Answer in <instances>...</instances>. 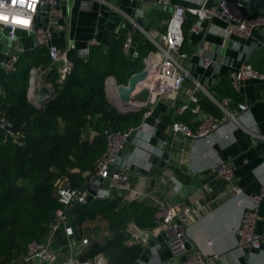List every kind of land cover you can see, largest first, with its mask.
<instances>
[{"label":"crops","instance_id":"crops-1","mask_svg":"<svg viewBox=\"0 0 264 264\" xmlns=\"http://www.w3.org/2000/svg\"><path fill=\"white\" fill-rule=\"evenodd\" d=\"M216 1L209 0V4ZM230 1L239 4L249 14L264 11V0ZM175 3L190 5L194 2L171 0V5L162 7L154 0H106L105 4L92 1L89 8H85L82 0H72L62 4L66 11L65 30L56 31L53 42L61 49L70 44L78 50L86 47L90 40H96L108 48L130 32L135 56L142 49L148 50L143 58L145 69L146 59L157 49L152 39L160 42L159 37L166 30ZM190 15L187 14L186 19ZM224 26L222 21L214 20L206 22L200 34L187 29L186 48L182 51L187 54L185 66L189 77L176 94L158 101L148 119L150 132L135 135L127 145L124 157L131 161L128 186L118 198L124 203L139 201L152 207L155 200L188 205L192 213L184 231L192 250L219 255L213 264H264V199L260 202V219L256 223L257 232L262 236L261 249L250 253L236 248V229L243 212L252 205L250 195L258 194L264 184V83L246 80L238 92L230 77L243 62L264 72V29L257 30L249 39H241L225 37L221 32ZM9 44H12L11 50L8 49ZM34 48L33 38L28 32L18 31L12 43L6 38L5 31L0 32V61L11 54L20 58ZM204 58L210 60L208 68L203 66ZM37 69L33 84L29 77V87L52 85L49 67ZM111 85L112 82L106 79L105 88L107 86L113 95ZM192 96L197 101H192ZM204 97L218 106L219 117L224 114L219 105L223 99L228 100L230 110H237L238 103H245L248 110L240 115L237 122L225 123L207 137L192 139L172 134L170 125L173 121H181L192 130L197 128L199 114L193 110H202ZM144 100L145 93L141 92L134 96L132 107L109 101L118 110L127 112L141 109ZM184 104L189 108L180 112ZM142 141L149 149L143 143L144 150L139 151L141 146L138 142ZM145 150L150 154L148 158ZM219 160H225L234 167L241 194L229 193L230 185L211 174L210 169ZM225 191L226 195L223 194ZM130 225L128 231L131 236L133 230ZM101 226L105 228L106 223ZM138 233L142 255L136 264H171L172 252L163 227L139 229ZM107 234L105 231L98 238L103 240ZM66 238V248L57 246L59 262L68 258L77 260L87 248V244L82 243L83 239ZM129 242L134 243L131 238Z\"/></svg>","mask_w":264,"mask_h":264},{"label":"trees","instance_id":"trees-1","mask_svg":"<svg viewBox=\"0 0 264 264\" xmlns=\"http://www.w3.org/2000/svg\"><path fill=\"white\" fill-rule=\"evenodd\" d=\"M187 17V29L194 21ZM124 39L111 46L92 47L87 58L69 52L73 63L65 82L57 83V68L50 82L54 98L43 109L27 98L32 68L50 67L46 48H34L19 58L12 74H0V116L15 132L0 127V264H21L27 246L43 241L58 209L59 187L85 186L89 173L106 148L105 131H123L138 126L144 109L121 112L106 97L105 82L114 77L127 84L140 72L147 49L128 57L122 50ZM201 108L219 117L220 109L204 97ZM155 208L145 202L124 203L120 198L90 199L67 210L68 222L77 241L87 239V248L77 257L86 262L98 254L109 264H136L142 255L140 243H130L129 224L150 230L157 226ZM106 227H102V223ZM107 236L98 238L103 232ZM55 247H67L62 230L56 234ZM60 263V262H58Z\"/></svg>","mask_w":264,"mask_h":264},{"label":"built area","instance_id":"built-area-1","mask_svg":"<svg viewBox=\"0 0 264 264\" xmlns=\"http://www.w3.org/2000/svg\"><path fill=\"white\" fill-rule=\"evenodd\" d=\"M70 1L72 0H0V32L5 31L6 38L11 43L15 41L18 31L28 32L33 38L35 48L47 49L51 60L49 71H52L54 67L57 68V83L59 84L65 82L72 70L73 63L69 58V52L75 48L69 44L61 49L53 42V37L56 31L65 30L63 22L66 18V11L62 4ZM92 1L106 3V0H82L83 7L89 8ZM188 1L194 3L190 5L175 3L172 5L166 30L159 37L160 42L152 39L157 49L145 61V70H147L148 76L142 82V90L140 91V93H145V100L141 108L144 109L141 123L123 131L111 132L106 137L105 151L95 162L93 171L89 173L84 187L70 188L64 184L59 187V201L63 204V208L56 211L54 219L50 223V232L45 239L32 241L28 244L21 264H57L59 262L58 248L55 247L57 231L62 230L66 237L73 235V229L68 222L67 210L73 208L75 204H85L90 199L121 197L124 190L127 189L128 171L131 163L129 158L124 157L127 145L135 135L145 131L150 132L148 119L158 101L164 96L176 94L189 77L185 66L187 54L182 51L184 43L183 26L187 14L193 15L195 18L190 26V32L193 34H200L204 31V24L214 20L222 21L225 24L221 31L225 37L235 36L241 39H249L257 30L264 29V11L249 14L239 4L230 0H217L214 4H209V0ZM154 3L166 7L171 5V0H154ZM132 44L133 37L132 33L129 32L126 34L122 45V50L128 57L135 56ZM97 46H101L99 42L90 40L86 47L75 51L80 58H87L91 48ZM8 49H12V44L8 45ZM156 55H158L157 59ZM18 60L16 54L8 55L6 60L0 61L2 72L4 74L14 73L17 69ZM209 65L210 60L204 58L203 66L208 68ZM37 70V68H32L30 71L32 84L33 76ZM230 77L234 89L238 92L246 80H261L264 83V72L253 68L247 62L241 63L231 73ZM107 80L112 82L111 88L113 87L115 94L111 95L110 101L122 105L116 92L117 84L110 77ZM46 85L48 84L46 83ZM48 87L52 91L54 90L52 85L49 84ZM32 90L34 89L30 87V94H32ZM106 90H108L107 86ZM0 95H4L1 88ZM191 100L197 101L194 96L191 97ZM219 105L224 112L222 116L207 115L196 108L193 111L199 114L197 128L192 130L181 121H173L170 125L171 133L192 139L207 137L219 130L225 123L237 122L240 115L248 110L245 103H238L237 110H230L227 99H223ZM188 108V105L184 104L179 111L184 112ZM6 122L0 116V127L5 129ZM7 131L12 133L10 130ZM138 144L141 146L139 151L144 150L143 146H148L144 141L138 142ZM144 153L147 158L150 156L149 152ZM210 171L214 178L230 185L229 193L237 195L242 193V189L236 183L235 169L229 162L219 160ZM223 194L226 195L227 191ZM250 199L252 205L243 212L240 224L236 229V248L251 253L260 250L262 245V236L257 232L256 223L260 219L258 210L260 202L264 199V184L258 194L250 195ZM154 208L157 227H163L168 234L167 244L172 252L171 264H213L220 258L217 254H203L189 247L184 231L192 213V209L188 205L155 200ZM130 228L133 230L131 240L138 243L139 229L133 224L130 225ZM82 243L87 244V239H83ZM68 259L75 260L73 258ZM86 263L109 264L107 258L102 254L88 259Z\"/></svg>","mask_w":264,"mask_h":264},{"label":"water","instance_id":"water-1","mask_svg":"<svg viewBox=\"0 0 264 264\" xmlns=\"http://www.w3.org/2000/svg\"><path fill=\"white\" fill-rule=\"evenodd\" d=\"M147 76H148L147 70L143 69L140 72L131 75L127 81V84L125 85L117 84L116 80L113 77H111L112 81L117 84L116 92L123 106L125 107L133 106L132 103L134 101V96L137 93H140V91L142 90V82L146 80ZM30 83L32 84L31 79H30ZM32 91H33L32 94H30V87H29L27 92V98L29 99V101H32L33 98L32 103L39 109H43L54 98L53 91L45 85L39 88H35ZM121 111L125 112L122 109ZM5 129L15 132L13 125L9 121L6 122ZM110 133H111L110 131H105L104 133L105 137H107ZM77 206H79V204L74 205V207ZM73 208H71L70 211H72ZM57 264H87V263L68 259L66 261Z\"/></svg>","mask_w":264,"mask_h":264},{"label":"rangeland","instance_id":"rangeland-1","mask_svg":"<svg viewBox=\"0 0 264 264\" xmlns=\"http://www.w3.org/2000/svg\"><path fill=\"white\" fill-rule=\"evenodd\" d=\"M105 92H106V97L108 98V100H110V98H111L110 90H106V88H105ZM84 245H86V244H84Z\"/></svg>","mask_w":264,"mask_h":264},{"label":"bare ground","instance_id":"bare-ground-1","mask_svg":"<svg viewBox=\"0 0 264 264\" xmlns=\"http://www.w3.org/2000/svg\"><path fill=\"white\" fill-rule=\"evenodd\" d=\"M111 86H112V85H111ZM112 88H113V87H112ZM112 94H113V95H115V94H114V91H113V93H112ZM113 95H112V96H113Z\"/></svg>","mask_w":264,"mask_h":264}]
</instances>
